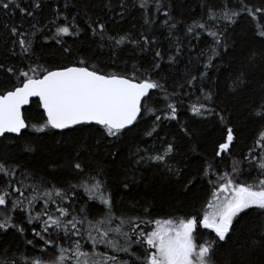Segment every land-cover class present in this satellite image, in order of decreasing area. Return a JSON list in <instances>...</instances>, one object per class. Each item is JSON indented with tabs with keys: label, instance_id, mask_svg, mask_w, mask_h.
<instances>
[{
	"label": "snow or ice",
	"instance_id": "6c2138e0",
	"mask_svg": "<svg viewBox=\"0 0 264 264\" xmlns=\"http://www.w3.org/2000/svg\"><path fill=\"white\" fill-rule=\"evenodd\" d=\"M149 2L140 4L148 27L142 25L144 30L133 38L129 31L110 34L102 16L85 20L81 28L75 13L57 7L53 19L41 23L36 19L41 0H28L27 5L23 0H0V14L11 19L20 16L18 22L0 23L5 43L10 42L9 55L0 62V138L16 134L13 143L24 138L22 153L36 150L35 141L25 138L30 135L28 129L57 143L70 137L78 145L68 163L75 182L29 167L20 154L0 156V264H245L221 261L218 251L247 216L254 217V222L244 249L259 251L264 258V91L256 99L242 101L239 94L247 83L243 71L225 84L234 103H243L250 118L260 122L237 158L232 150L239 128L233 123L232 108L219 99L222 93L213 71L218 67L216 60L230 49L229 32L242 16L253 21L254 36L264 43V3L205 0L202 14L186 26L195 40L207 38L197 57L200 65L169 83L162 62L166 58L176 63L183 45L176 36L169 48L157 46L152 32L159 21L156 13L163 9L166 18L159 23L167 27L169 36L176 24L170 22L174 17L164 0H154V11L148 8ZM104 7L123 20L129 4L105 0ZM104 16L113 18L108 13ZM29 17L34 22L25 28ZM48 28L54 31L49 34ZM82 32L96 37L98 48L113 50L103 67L94 54L67 45L66 35L79 37ZM50 40L59 49L56 63L42 54L43 44L37 51L39 42ZM126 42L134 46L131 63H117L114 57ZM137 51L149 53L150 59L136 56ZM255 56L253 51L249 59ZM9 58L15 63H9ZM34 97L39 116L32 122L24 106L31 105ZM187 113L220 127L221 136L213 141L211 154L201 151L199 142L181 151V141L195 135L180 119ZM168 121L176 122L179 137L159 135L157 129ZM134 130L153 138V143L141 138L124 154L119 146ZM101 154L113 163L121 161L120 192L143 187L144 194L118 206L124 197L117 200L110 169L91 163ZM225 156L231 160L228 166L222 164ZM49 167L55 170L63 165L53 162ZM148 169L185 195L206 188L207 196L198 208L183 214L158 209L144 175Z\"/></svg>",
	"mask_w": 264,
	"mask_h": 264
},
{
	"label": "trees",
	"instance_id": "16d2710c",
	"mask_svg": "<svg viewBox=\"0 0 264 264\" xmlns=\"http://www.w3.org/2000/svg\"><path fill=\"white\" fill-rule=\"evenodd\" d=\"M115 2L116 0H113V3ZM126 2L129 4V9L125 18L120 20L104 7L105 0H41L43 7L38 10L36 19L41 23L53 19L54 13L57 7H59V9L66 12L75 13L77 15V23L80 24L81 28L85 27V20L102 16L108 22V32L110 34L116 35L117 33L122 34L124 31H129L132 33L133 38H138L137 34L144 30L142 25L144 28L148 27L144 25L142 19L143 10L140 8V4L143 0H126ZM164 2L171 6L170 10L174 19L170 22L175 23L176 28L172 30L173 35L169 36L167 27L161 26L159 23L166 18L163 9L159 13H156L159 21L156 25H153L152 32L157 37V46L162 49L169 48L170 42L174 41L176 36L180 37L183 45V53L179 56L176 63L168 62L166 58L162 62L164 72L170 76L169 83H171L172 79L181 80L186 69L191 70L200 65L197 57L199 52L205 48L207 38L201 41L195 40L192 34L186 32V26L202 14L205 0H164ZM209 2L219 4L220 0H209ZM250 2L259 6L261 3H264V0H250ZM23 3L27 5L28 0H23ZM133 3L136 4L135 8L131 6ZM147 6L154 11V0L149 2ZM86 12L90 14V17L85 15ZM104 13H108V16H112L113 18L108 20V17L104 16ZM6 19L9 23L18 22L20 16L17 15L14 19H11L0 14V23ZM60 19L63 20V17L61 16ZM29 22H34L31 17L25 21V28ZM253 28L254 23L247 16H242L239 22L232 26L229 32V44L231 47L227 51V54L223 55L222 60H216L218 67L213 70L219 80L220 91L222 93L219 99L232 108L233 123L239 128L236 145L232 150L233 155L237 156V158H239V153L246 150L245 145L251 143V138L255 135L260 122L250 118L248 110L244 107L243 103H234L232 99L233 94L225 92V84L231 83L228 79L230 76L234 77L243 71L247 74V83L246 87L239 94V98L242 101L256 99L264 91V52H262L264 50V43L255 38ZM47 30L50 34L54 31V28H48ZM5 35L2 28H0V62H3L4 58L9 55L7 48L10 46V42L5 43ZM64 39L67 41V45H71L73 50H81L90 55L94 54L96 59L101 62V67L112 56L113 50L111 48L105 46L103 49H100L96 46L95 41L97 38L92 37L90 32H82L79 37L66 35ZM41 44H43L42 54L50 63H56L59 60L60 53L55 41L39 42L36 45L37 51H40ZM192 45H196V47H192ZM133 48L134 46L126 42V46L122 45L120 47L114 59L117 60V63L121 60H129V63H131L129 58L133 56ZM253 51L256 53V56L250 60L249 58ZM135 55L145 56V58L150 59L149 53H139L137 51ZM8 62L15 63V59L9 58ZM193 74L195 75L196 73L193 71ZM35 100L33 99V103L24 109L25 115L32 122H35L39 116V113L36 111ZM180 119L186 121L189 130L195 133L191 140L183 139L181 141V151H185L192 143L199 142L201 143V151L207 150L211 154L213 141L221 136L220 127L214 124L209 125L204 122L205 118L195 117L191 113L182 114ZM27 131L30 135L25 138L32 139L36 143V150L34 152L22 153L21 147L24 138L17 139L13 143L15 136L8 134L7 138L0 139V156L20 154L21 159L29 167L60 181L71 180L75 182L68 163L73 160L78 146L77 141L68 137L66 140L57 143L56 139L50 136L35 133L32 129H28ZM157 132L161 137L165 136L166 133L169 138L172 135L180 136L175 121L166 122L162 129H157ZM141 138L147 141L148 144L153 143V138L141 137L134 130V132L129 133L124 138V143L119 147L124 154H127L128 149L135 147L136 142ZM53 162L59 163L63 167L53 170L49 167L50 163ZM91 163L93 167L100 165L101 167H108L110 169L108 174L113 182V186L117 188V200L119 201L121 196L124 197V201L118 206H122L129 198L144 194L145 189L143 187L130 193H122L118 190V181L121 179L120 160L113 163L111 159L105 158L101 154L98 159L92 158ZM230 163V158L225 156L222 164L228 166ZM244 167L246 168V165ZM144 175L149 178V195L155 198L157 208L163 209L166 212L176 211L183 214L184 212L192 211L198 208L207 196L206 188H195L185 195L177 186L167 182L162 175L155 173L153 169H148L144 172ZM253 222L254 217L247 216L237 225V231L232 234L231 240L227 244H222V247L218 251V257L221 261L243 260L245 264H262L264 258L261 257L259 251L251 252L244 249L248 241V230ZM241 251H245L243 256L239 254Z\"/></svg>",
	"mask_w": 264,
	"mask_h": 264
},
{
	"label": "water",
	"instance_id": "95a60500",
	"mask_svg": "<svg viewBox=\"0 0 264 264\" xmlns=\"http://www.w3.org/2000/svg\"><path fill=\"white\" fill-rule=\"evenodd\" d=\"M33 99H38V98H35V97H34V98H32V100H33ZM28 106H29V105L24 106V109L27 108ZM57 131H59V130H57ZM12 135L16 136V134H12ZM0 139H1V138H0Z\"/></svg>",
	"mask_w": 264,
	"mask_h": 264
}]
</instances>
